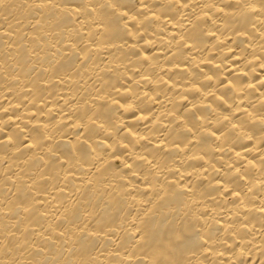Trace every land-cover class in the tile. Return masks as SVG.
I'll return each instance as SVG.
<instances>
[{"label": "bare ground", "instance_id": "1", "mask_svg": "<svg viewBox=\"0 0 264 264\" xmlns=\"http://www.w3.org/2000/svg\"><path fill=\"white\" fill-rule=\"evenodd\" d=\"M0 264H264V0H0Z\"/></svg>", "mask_w": 264, "mask_h": 264}]
</instances>
